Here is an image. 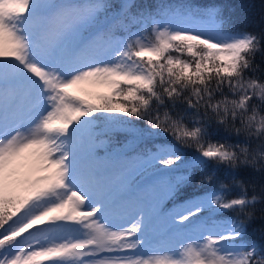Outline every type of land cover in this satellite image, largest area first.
I'll use <instances>...</instances> for the list:
<instances>
[{"label":"snow or ice","instance_id":"6c2138e0","mask_svg":"<svg viewBox=\"0 0 264 264\" xmlns=\"http://www.w3.org/2000/svg\"><path fill=\"white\" fill-rule=\"evenodd\" d=\"M257 218L264 0H0V264H264Z\"/></svg>","mask_w":264,"mask_h":264},{"label":"trees","instance_id":"16d2710c","mask_svg":"<svg viewBox=\"0 0 264 264\" xmlns=\"http://www.w3.org/2000/svg\"><path fill=\"white\" fill-rule=\"evenodd\" d=\"M193 2H205V0H193ZM219 2H224V0H219ZM227 2L236 3L239 5H243L248 2V0H227ZM122 139V137H121ZM247 175L246 173L244 174ZM243 178V177H242ZM194 189L190 188L182 193H180L178 199H183L186 197H191L193 195ZM230 215H232L230 213ZM257 216H259V213H257ZM261 231H264V220H261L259 218L254 219L250 225H249V234L253 237L258 236Z\"/></svg>","mask_w":264,"mask_h":264}]
</instances>
